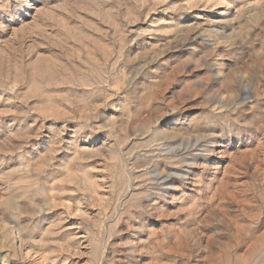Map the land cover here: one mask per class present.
<instances>
[{"label": "rangeland", "instance_id": "rangeland-1", "mask_svg": "<svg viewBox=\"0 0 264 264\" xmlns=\"http://www.w3.org/2000/svg\"><path fill=\"white\" fill-rule=\"evenodd\" d=\"M0 264H264V0H0Z\"/></svg>", "mask_w": 264, "mask_h": 264}]
</instances>
